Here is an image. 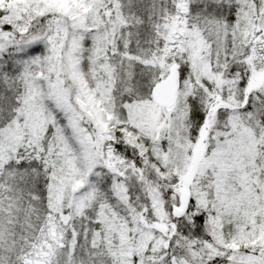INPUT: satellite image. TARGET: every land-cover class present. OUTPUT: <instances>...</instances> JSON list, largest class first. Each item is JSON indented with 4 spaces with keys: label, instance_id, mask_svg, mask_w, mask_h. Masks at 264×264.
Instances as JSON below:
<instances>
[{
    "label": "snow or ice",
    "instance_id": "snow-or-ice-1",
    "mask_svg": "<svg viewBox=\"0 0 264 264\" xmlns=\"http://www.w3.org/2000/svg\"><path fill=\"white\" fill-rule=\"evenodd\" d=\"M0 264H264V0H0Z\"/></svg>",
    "mask_w": 264,
    "mask_h": 264
}]
</instances>
